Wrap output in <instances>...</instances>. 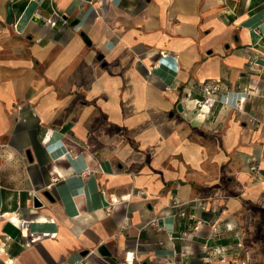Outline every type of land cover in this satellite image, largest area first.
<instances>
[{"label":"crops","instance_id":"crops-1","mask_svg":"<svg viewBox=\"0 0 264 264\" xmlns=\"http://www.w3.org/2000/svg\"><path fill=\"white\" fill-rule=\"evenodd\" d=\"M7 1L0 264H264V0Z\"/></svg>","mask_w":264,"mask_h":264},{"label":"built area","instance_id":"built-area-1","mask_svg":"<svg viewBox=\"0 0 264 264\" xmlns=\"http://www.w3.org/2000/svg\"><path fill=\"white\" fill-rule=\"evenodd\" d=\"M202 85H203L204 97L208 99L207 101L211 100V97L213 94H217L221 92L223 89L220 79L203 82ZM200 106L203 107L204 105L201 104ZM252 170L258 172L259 167L256 165H253ZM50 186L51 185H49V187ZM179 215L186 216L187 213L185 210H181L179 212ZM212 227L214 228V231L217 234H219V230H218L219 228L217 224H213ZM203 260L204 261L202 264H240L236 261L229 260L228 257L223 253L222 248L218 246H213V247L208 248L205 252V256ZM172 263L175 264L174 262Z\"/></svg>","mask_w":264,"mask_h":264},{"label":"water","instance_id":"water-1","mask_svg":"<svg viewBox=\"0 0 264 264\" xmlns=\"http://www.w3.org/2000/svg\"><path fill=\"white\" fill-rule=\"evenodd\" d=\"M12 3H13V0H8V1L6 2V12H7V22H8V23H12L13 20H14V14H13V10H12ZM182 108H183V106H182V104L180 103V104L178 105V110H182ZM43 195H44L48 200H50V201H53V200H54L53 195H52V193H51L50 190H45V191L43 192ZM42 204H43V203H42L41 199H40L39 197L36 196V197L34 198V202H33L34 208H38V207H40ZM99 251H100L101 255H103V256H109V255H111V252L108 250V248H107L105 245L101 246V247L99 248ZM87 253H88V251L85 250L82 254L86 255Z\"/></svg>","mask_w":264,"mask_h":264},{"label":"rangeland","instance_id":"rangeland-1","mask_svg":"<svg viewBox=\"0 0 264 264\" xmlns=\"http://www.w3.org/2000/svg\"><path fill=\"white\" fill-rule=\"evenodd\" d=\"M214 95H216V96H214ZM216 98H217V94H213V95H212V99L215 100ZM207 100H208L207 98H204L203 103L206 104V101H207ZM203 103H202V104H203ZM204 104H203V105H204ZM196 106H197V105H196ZM198 108L200 109L199 113H201L202 110H205V109H204V108H205L204 106L202 107V106H199V105H198ZM209 110H210V109H209ZM208 112H209V114H211L210 111H208ZM202 113H203V112H202ZM205 113H206V112H205Z\"/></svg>","mask_w":264,"mask_h":264}]
</instances>
